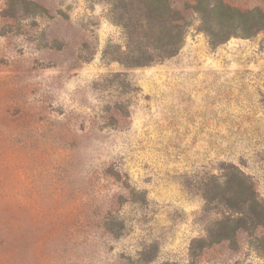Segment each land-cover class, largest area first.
<instances>
[{
    "label": "rangeland",
    "instance_id": "obj_1",
    "mask_svg": "<svg viewBox=\"0 0 264 264\" xmlns=\"http://www.w3.org/2000/svg\"><path fill=\"white\" fill-rule=\"evenodd\" d=\"M170 1L184 39L157 60L136 0H0V264H264L261 228L202 242L224 166L264 202V27Z\"/></svg>",
    "mask_w": 264,
    "mask_h": 264
},
{
    "label": "trees",
    "instance_id": "obj_2",
    "mask_svg": "<svg viewBox=\"0 0 264 264\" xmlns=\"http://www.w3.org/2000/svg\"><path fill=\"white\" fill-rule=\"evenodd\" d=\"M123 1V0H122ZM128 11L135 9L133 0H124ZM140 13L138 22H143L139 28L143 29L142 37L155 42L153 49L157 51V60H162L178 53L185 34V18L177 11L170 0H136ZM214 11L220 14L224 21H234L237 18L243 21L254 20L253 25L247 30L261 29L264 27V12L260 9L241 11L224 0H219ZM116 22L122 23V18H115ZM251 31H247L249 34ZM135 31H130L131 37ZM139 34V33H138ZM212 44L224 40L225 34L216 35L209 31ZM232 34V33H231ZM151 55H145L139 64L153 62ZM203 197L206 205L220 210L221 218L209 224L208 237L202 242L206 246L234 239L239 231L254 230L261 228V248L264 250V202L257 194L253 181L237 166L226 165L217 175H212L203 185Z\"/></svg>",
    "mask_w": 264,
    "mask_h": 264
}]
</instances>
